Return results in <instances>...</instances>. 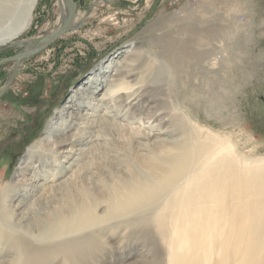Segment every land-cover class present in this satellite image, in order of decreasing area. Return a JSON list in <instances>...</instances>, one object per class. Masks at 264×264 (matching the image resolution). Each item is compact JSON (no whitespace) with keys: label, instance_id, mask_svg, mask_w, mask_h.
<instances>
[{"label":"bare ground","instance_id":"bare-ground-1","mask_svg":"<svg viewBox=\"0 0 264 264\" xmlns=\"http://www.w3.org/2000/svg\"><path fill=\"white\" fill-rule=\"evenodd\" d=\"M35 3L9 0L6 7L27 24ZM133 48L94 70L27 150L7 188L9 203L0 195V264H105L117 253L147 260L146 251L125 256L117 247L136 235L158 244L153 264H264V160L206 136L153 95L128 70ZM103 147L116 160L102 179L114 177L116 187L101 215L86 159Z\"/></svg>","mask_w":264,"mask_h":264},{"label":"rangeland","instance_id":"rangeland-1","mask_svg":"<svg viewBox=\"0 0 264 264\" xmlns=\"http://www.w3.org/2000/svg\"><path fill=\"white\" fill-rule=\"evenodd\" d=\"M8 2L0 0V42L7 40L0 47L48 36L62 24L61 0H36L27 24L24 14L9 12ZM75 2L73 30L25 61L0 98V195H5L7 204L13 194L7 188L17 180L19 163L49 125L60 119L58 112L73 91L131 46L135 53L129 57L128 70L137 72L153 95L167 98L206 136L231 141L247 160H264V0ZM22 49L5 47L0 61ZM13 66L0 68V90ZM50 149L47 146L44 155ZM86 160L96 175L90 181L96 182L102 199L96 211L102 215L109 203L107 193L116 187L114 177L104 181L102 176L116 154L103 147ZM87 172L82 173L86 183ZM125 238L117 246L123 255L146 251L147 260L139 256L123 261L117 253L105 264H153L159 258V246L150 236Z\"/></svg>","mask_w":264,"mask_h":264},{"label":"water","instance_id":"water-1","mask_svg":"<svg viewBox=\"0 0 264 264\" xmlns=\"http://www.w3.org/2000/svg\"><path fill=\"white\" fill-rule=\"evenodd\" d=\"M64 2L66 3L68 8V18L60 26V28H58L51 34H48V36L45 35L44 37L38 38L31 42H21L17 44L16 46H14V48H23L22 51L17 53L13 57L0 61V68L8 63H14L12 72L10 73L6 85L0 90V98L10 89L9 87H11L14 83L21 66L23 65V63H25V61L44 52L45 50H47V48L51 47L54 43L62 39L66 34L73 30L75 21L77 20L78 5L75 0H64ZM28 43H31V46L33 47L30 48V50H25V45Z\"/></svg>","mask_w":264,"mask_h":264},{"label":"built area","instance_id":"built-area-1","mask_svg":"<svg viewBox=\"0 0 264 264\" xmlns=\"http://www.w3.org/2000/svg\"><path fill=\"white\" fill-rule=\"evenodd\" d=\"M195 2H196V0H195ZM214 61H216V59L214 58Z\"/></svg>","mask_w":264,"mask_h":264}]
</instances>
